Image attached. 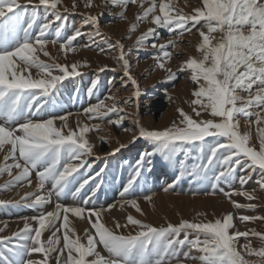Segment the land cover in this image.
<instances>
[{"label":"snow or ice","instance_id":"obj_1","mask_svg":"<svg viewBox=\"0 0 264 264\" xmlns=\"http://www.w3.org/2000/svg\"><path fill=\"white\" fill-rule=\"evenodd\" d=\"M92 2L86 0V6L91 7ZM103 2L105 6L120 8L118 16L121 19L127 18L124 13L130 5L139 4L141 11L135 20H149L154 25L137 37L135 49L125 51L126 46L120 41L110 45V48L120 50L116 59L127 77L125 86L128 83L134 86L132 94L122 102L115 96H109L105 99L112 100L111 104L100 99L83 109L89 120L107 119L109 124L121 127L127 117L133 116L126 112L125 106L135 105L137 113L132 122L138 134L132 137L131 142L143 138L152 145L151 151L140 152L131 165L129 178L120 193L121 207L126 203L142 213L137 199L123 198L142 177V169L151 163L149 158L156 154L177 172L176 180L165 191L189 176L198 183L208 182L214 192L221 182L231 184L237 178L238 169L257 168L261 171L257 184L264 190V126H261L264 124V0H200L198 6H189L190 12L175 8L171 0ZM59 3L60 0H37L35 3L27 0L22 5L18 0H0V151L4 152L0 175L6 173L10 177L0 190L16 185L23 187L24 182L32 186L31 177L35 172L37 190L42 191L47 182L52 185L46 195L25 193L21 197L22 202L35 195L31 201L35 207L50 202L52 195L60 196L68 192L77 197L90 181L95 185L91 189L94 195L102 184V179L99 183L96 181L104 172L101 168L94 176L87 174V170L92 169L88 158L93 156L94 146L86 134L92 129L98 130L99 124L90 128L87 123L78 121L73 129L68 124L70 113L50 115L47 119L40 117L49 103L55 106V95L60 90L58 85L81 75L78 69L82 65L79 62L70 65L47 63L38 54L43 52L48 56L45 46L49 42L55 45L63 39L60 27L55 30V38L51 41L47 38L53 23L48 15L55 20L63 18L57 7ZM75 3L76 0H73L74 6ZM29 5L32 7L31 13L26 11ZM41 6L45 12L44 23L37 25ZM100 15L103 12L85 15L84 23L93 25L95 30L84 33L77 28L73 35L60 43V49L73 51V42L77 37L102 36L98 27ZM35 27H38V31L33 34ZM136 27V23H133L129 31H134ZM159 29L167 30L174 38L158 44L156 35ZM193 29L199 36L195 44L196 55L189 54L178 65V71L166 67L165 61L173 56L168 49L175 48L178 39L185 32L192 33ZM150 40L151 48L156 53L155 63L168 72V82L175 81L178 73H189L190 81L194 84L190 104L196 118L183 108H178L179 118L163 129H148L140 125L138 101L141 91L138 81L131 75V64L127 57L134 50L146 49ZM33 68L37 69L36 78L30 71ZM105 70L115 69H108L106 65L99 69L100 72ZM253 109L257 111L253 112ZM202 113H207L211 118L203 119ZM112 115L118 118L113 120ZM253 115L256 120H248V124L256 125L258 147L251 143L250 131H241L239 119ZM58 120L61 122L59 126L56 123ZM206 138H211V141ZM100 139L102 143L105 142L103 137ZM125 147L127 145L120 144L112 154ZM193 151L196 153L194 158L191 156ZM180 155L184 158L180 159ZM95 159L100 157L96 156ZM14 169L17 170L15 173ZM145 170L151 171L150 168ZM238 179L241 186L247 182L243 175ZM220 191L230 200L233 194L243 195L248 200L256 198L246 190ZM145 199L151 200V196ZM12 203L17 202L0 200V205ZM87 203L86 199L84 204ZM231 203L236 209L256 207L252 203L240 204L235 200H231ZM103 211L56 203L52 211L31 217L37 223L35 228L26 218L23 229L10 236H0V264H50L53 259L55 264H172L173 261L184 264L186 260H197L199 264H264V232L255 229L239 231L232 213L213 221L181 219L179 223L168 222L162 226L145 223L128 214L124 224L116 221L114 227L110 228L102 221ZM70 213L87 219L90 227L84 229V237L71 226ZM238 219L241 222L264 221V216L240 215ZM130 226L135 230L126 234L119 231ZM46 230L51 235L43 240L42 235ZM240 237H244L247 243L238 247ZM249 237L257 238L260 245L254 246ZM13 240L17 243L13 244ZM98 245L103 246L107 256L98 251ZM184 246H188L189 251L184 252L181 258ZM191 250H196L199 255L192 256ZM5 252L9 255H5ZM32 254H42V258H26Z\"/></svg>","mask_w":264,"mask_h":264},{"label":"rangeland","instance_id":"obj_2","mask_svg":"<svg viewBox=\"0 0 264 264\" xmlns=\"http://www.w3.org/2000/svg\"><path fill=\"white\" fill-rule=\"evenodd\" d=\"M34 1L37 2V0ZM181 1L182 0H171L177 9L182 8ZM18 2L22 5L27 3L26 1L23 2V0H18ZM190 3L192 6H198L200 4V0H191ZM145 6H147V4H145ZM57 7L62 13L63 18L60 20H55L53 16L48 15V19L53 21V23L49 29L47 38L49 41L55 38V30L56 28L60 27L63 39L59 40L55 45L49 42L45 46V51H47L49 55L57 53L60 50V43L64 42V39H66L68 36L73 35L77 28H79L84 33L95 30L93 25L84 23V17L87 14L99 15L103 12V15H100L98 25L99 31L103 35L92 38L87 35L77 37L73 42V47L74 49L82 48L83 50L85 49L93 51L96 55H103L104 57H111L114 54H119V49L110 48V45H113L116 41H120L126 46L125 51H127L128 48L135 49V41L137 37L145 32L148 27L154 26L149 23V20H144L142 22H137L135 20V16L140 14L141 11L139 4L130 5L125 10L124 14L127 17L126 19L119 18L118 13L121 11L120 8L112 7L111 5L105 6L103 0H93L91 7L86 6V0H76L75 6L73 4V0H60V3ZM31 9L32 7L29 5L26 11L31 13ZM65 9H67V11H65ZM38 16L39 19L37 21V25L44 23L45 12L43 6H41V8L38 10ZM133 23H136L137 27L134 31L130 32L129 30ZM36 31H38V27L34 28L33 34H35ZM172 38L174 37L169 34L167 30L159 29L156 35V42L158 44L165 43L168 39ZM198 40L199 36L198 33H195V29H193L192 33L185 32L184 35L178 39V43L180 42L186 44L185 50L182 52L180 51V53H182L179 58L180 62L187 59L189 54L196 55L195 44L198 42ZM85 45L89 46L85 47ZM101 49L104 51L101 52ZM170 49L172 48H169L168 51H171ZM193 49L194 52L190 53L189 51ZM40 54L44 55L43 52H40ZM155 54V50L151 48L150 40L146 49L140 51L134 50L131 55L127 57L131 64V75L134 76L138 81L141 91V96L139 97L138 101V118L140 125L148 129H163L169 126L172 121L179 118V114L177 112L178 108H183L186 113L192 114L193 118H196L195 114L192 113V106L190 104V101L193 99L191 92L194 88V84L190 81L189 73H178V78L175 81L168 82V72L165 70L159 73L160 68L158 65H156L154 60ZM116 57H118V55ZM116 57L114 58V60H116V66L113 68L115 69L114 71L105 70L100 72L96 68H90L85 72L81 71V75L66 79L64 82H62V85H58L60 90L56 92L57 95H55V106L49 103L47 108L44 110L47 111V109L50 108L52 110L57 108V111H43V113H40V117L47 119L50 115L60 116L64 115L65 113H72L71 115H73L79 113L80 111L82 113L85 105L81 109H72L70 105H67V107L69 106L68 109L64 102L65 99L58 97V93L66 90L67 92L68 90L71 92L76 88V86L77 89L79 86L82 87L83 83L86 84L88 88H90L89 90H93V87H95V84H93L94 81L96 84L99 83V85L102 86V95L99 100L103 99L102 96L105 95L107 89L114 88H117L116 98L121 102L124 98L130 96V94H132L134 91V86H132L130 83L125 86L127 77L120 67V63H118ZM139 64L145 65L142 69V72L137 69L138 67H136V65ZM86 90L87 89H83L81 93L84 97L82 98L85 100H87ZM90 93H92V91ZM148 95L152 97H149L148 100L150 101L146 102ZM67 96L66 97L69 98L70 95L67 94ZM125 110L127 113L133 114V116L127 117L122 122L121 127L114 126L112 132L117 135V138L119 137V139L125 140L121 144H125L127 147L122 148L119 152L113 155L112 152H109L107 139L104 138L105 142L102 143L100 140L98 145H96L97 147L95 150L97 153L93 152V156L88 158L89 163H92V169L89 170L90 172L87 170L88 173L95 175V173L99 172L101 168L104 169L101 177L96 181L99 183L102 179L101 187L96 190L95 194L93 195L91 191V189L95 186L94 183L91 182L89 186H85V188L77 197H73L68 192L60 196L52 195L50 202L45 203L42 206L35 207L32 206L31 201L35 199V195H46L52 188L50 182L46 183L45 188L42 191H39L36 189V187H34L31 190L24 192L35 193V195L22 202L21 197L24 196V193H22L21 196L19 195V197L16 199H4V197L9 192L16 188L18 189L21 186L16 185L7 190H0V200L17 202L0 205V229H2V231H0V236H10L12 233L23 229L26 218L27 222L33 228H35L37 223L31 220V217L37 216L41 212L52 211L56 203L66 206H82L86 208L104 210L102 213V221L110 228L114 227L116 221H118L120 224H124L128 214H131L135 218L140 219L145 223H149L154 226H162L166 225L168 222L173 224L179 223L181 219L205 222L213 221L216 218H221L224 214L232 213L234 215L233 222L236 226V229L239 231L243 232L247 231L248 229H255L256 231L264 232V221L256 220L241 222L238 219L240 215L257 217L264 216V190H261L257 184V180L261 177V171L258 168L245 171H240L238 169L236 173L237 178L231 184H225L221 182L218 184V187L214 192L211 184L208 182L198 183L189 176H185L178 183H175L172 188L165 191L164 189L168 187V185H172L176 180L177 172L165 161L164 158H162L159 154H156L149 158L151 163L145 165V169L150 168L151 171L149 172L145 169H142V177L138 178V182L134 184L133 189H131L129 193L123 198L124 200H130L133 198L137 199L142 213L137 212L135 208L126 203L123 205V207H121L122 198L120 193L129 178L131 165L135 163V160L138 158L140 152L152 150L151 143L145 141L143 138L138 139L135 143L131 142L132 137L138 134V129L134 128L132 122L133 118H135V114L137 113V108L135 105H128L125 106ZM255 111H257V109H253V112ZM113 116L115 115L111 116L112 119L118 118ZM201 117L203 119L211 118L207 113H202ZM239 119L241 123V131H250L251 134L253 133L252 135L256 136V145L258 147L256 125L248 124V120L255 121L256 116L253 115L249 118L241 116ZM105 121L107 122L106 119ZM163 121H166V123L168 122V125H161ZM261 126H264V124ZM126 128L133 130L125 131ZM109 132L111 131L109 130L108 133ZM206 139H208L209 142L211 141V138ZM119 146L120 145L116 146V148ZM3 155L4 152L0 151V162L3 160ZM195 155L196 153L193 151L191 156L194 158ZM96 156H99L100 159H95ZM179 158L183 159L184 157L180 155ZM9 162L11 163V161ZM81 171L85 170L82 169ZM241 175L245 176L247 180L243 186H241L238 179V177ZM7 178L10 179L6 173L0 175V188H2L5 182L8 181ZM31 178L36 179L35 172H33ZM24 183L26 184V182ZM220 189H223L225 192H230L232 189H235L236 191L246 190L250 193H253L256 197L253 200H248L245 196L236 194L231 196V200H235L240 204L252 203L256 205V207L253 209H236L231 203V200L227 198L223 192L220 191ZM146 196H151V200H146ZM86 199L88 200V203L85 205L84 201ZM69 218L70 220L71 218L73 219L71 220L73 221L72 225H76L74 228H76L75 230L77 234H79L81 237H84L85 228L82 229L78 225H81V222L84 220V222H87L86 228H89L90 225L87 219L75 217L74 214L71 213L69 214ZM93 219H95V217H93ZM54 230L55 229H53V231ZM134 230L135 229H133L131 226L128 229H119L120 232H124L125 234L128 231ZM49 235H51V232L46 230L42 235V239L46 240ZM249 239H251L253 245L257 247L261 243L257 238L249 237ZM16 243L17 241L13 240V244ZM245 243H247V240L244 237H240L237 246L239 247ZM98 251H100L104 256L108 255L107 251L102 245H98ZM188 251L189 247L184 246L181 249V258H183V253ZM5 255L9 254L5 252ZM191 255L198 256L199 253L196 250H191ZM26 258L41 259L42 254H32ZM246 258L256 259V257ZM50 264H55L54 259L50 261ZM172 264H176V262L173 261ZM184 264H199V262L197 260H186L184 261Z\"/></svg>","mask_w":264,"mask_h":264},{"label":"bare ground","instance_id":"obj_3","mask_svg":"<svg viewBox=\"0 0 264 264\" xmlns=\"http://www.w3.org/2000/svg\"><path fill=\"white\" fill-rule=\"evenodd\" d=\"M27 0H23V2ZM191 0H182L181 1V6L183 9L184 12H190L191 8L189 6H192L191 5ZM33 2L35 3V1L33 0ZM179 6V7H181ZM180 9V8H179ZM32 11V9H31ZM122 32V30H121ZM129 40V39H128ZM132 42V41H131ZM186 44L185 43H178L177 42V46L175 48H172L170 49L171 52L173 53V56L170 60H167L165 61L166 63V67H171L173 69V71H177L178 70V65L181 63L179 58L182 54L178 55L177 53H180V51H184L185 50V46ZM190 45V43H189ZM59 49V47H58ZM58 51V50H57ZM116 52V51H115ZM190 53H193L194 52V49L189 51ZM114 53V52H113ZM112 53V54H113ZM39 56H40V59L47 62V63H53V62H58V63H61V64H64V63H67V64H72L74 62H79L82 66L78 69L79 72L81 71H86L87 69H90V68H96L97 70H99L101 67H104L105 65L107 66V68H110V69H113L115 66H116V60H114V58L119 55V54H114L112 55L111 57H104L103 55H96L95 52L93 51H89V50H83L82 48L81 49H74L73 51L71 52H68L66 49L65 50H62L60 49L57 53L53 54V55H49L48 57L45 56V55H42L40 54V52H38ZM110 56V55H109ZM186 58V57H185ZM86 62V64H85ZM85 66V67H84ZM145 65L144 64H139V65H136V67H138L137 69L140 70L142 72V69ZM32 75H33V78H36V72H37V69L33 68L30 70ZM161 71H165L164 69H160L159 73ZM167 72V71H166ZM165 73V72H164ZM27 74V73H25ZM56 74V73H54ZM59 74V73H57ZM112 76V75H111ZM72 78V77H71ZM98 78V77H97ZM70 79V78H69ZM95 79V78H94ZM99 79V78H98ZM110 79V78H109ZM119 80V79H118ZM124 84V83H123ZM92 88V87H91ZM114 88V87H113ZM68 89V88H67ZM83 89H87V97L85 99H83L84 97L82 96V90ZM90 88L87 87L86 84L83 83V86H79V88L77 89V86L75 89H73L71 92L68 90L66 91H61L59 94L58 97L62 98V99H65L64 102H65V105L67 107V105H70L73 108H76V109H81L82 107L87 108L89 107V105H92V104H96L97 100H99V98L101 97V89H102V86L99 85V83H95V87H93V90H89ZM116 89L117 88H114V89H107L106 90V93L103 97V99H105L106 97H109V96H115L116 97ZM85 91V92H86ZM92 91V93H90ZM110 92V93H109ZM123 92V91H122ZM124 93V92H123ZM67 94H69V98H67ZM72 94V95H71ZM104 94V93H103ZM57 95V93H56ZM121 95V94H120ZM129 95V93H128ZM131 95V94H130ZM67 96V97H66ZM123 96V95H122ZM83 97V98H82ZM149 97H152L150 95H148V98H147V101H150L148 100ZM72 99V101H71ZM61 100V99H59ZM85 100V101H84ZM56 101V99H55ZM58 102V101H57ZM62 102V101H61ZM105 103L106 104H111L112 103V100H108V99H105ZM56 104V103H55ZM69 107V106H68ZM67 107V108H68ZM57 109V108H56ZM56 109H47V111H52V112H56L57 110ZM69 109V108H68ZM75 109V110H76ZM47 111H44V112H47ZM73 111V110H72ZM59 112V111H58ZM61 112V111H60ZM43 113V112H42ZM77 113V112H75ZM81 111L77 114H73V115H70L68 117V124L69 126H71L73 129H75L77 127V122H81V123H87L90 128L92 125H95V124H99L100 125V128L98 130L96 129H92L89 131V133L86 134V138L89 139L90 143L93 144L94 146V150L93 152H96L97 151L95 150V148L97 147L96 145H98V143L100 142V138L103 137L105 139H107V143L109 145V152H113V149L116 148V146L120 145L123 141V139H119V137L117 138V135L115 133L112 132L113 130V127L114 125L112 124H109L108 122H106L105 120L104 121H100L98 119H92V120H89L88 119V116L86 114H84L83 110H82V113ZM72 114V113H71ZM115 117V116H113ZM112 119V118H111ZM116 118H114L113 120H115ZM107 120V119H106ZM57 126L60 125V121L58 120L57 122ZM168 123V122H167ZM166 121H163L161 125H165L167 124ZM168 125V124H167ZM162 127V126H161ZM111 131L108 133V131ZM125 134V133H124ZM253 134V133H252ZM251 134V137H252V141L251 143L253 144H256V136L252 135ZM121 135V133H120ZM125 136V135H124ZM121 137V136H120ZM126 143V142H125ZM14 173L15 171L17 170H13ZM89 171V170H88ZM90 172V171H89ZM88 175H91V173H88ZM8 176V175H7ZM91 176H94L93 174ZM5 178V177H4ZM8 179V178H7ZM9 180V179H8ZM33 180V184L32 186H27V184H25V186L23 187H20V188H16L14 189L13 191L9 192L5 197L4 199L8 200L9 198H18L19 195L21 196L22 193L26 192V191H29L31 190L32 188L36 187V183H37V180L36 179H32ZM7 182V181H6ZM92 181L89 182L88 185L86 186H89L90 183ZM92 185V184H91ZM44 190V189H43ZM85 191V190H84ZM25 194V193H24ZM13 199V200H14ZM217 200V199H216ZM218 201V200H217ZM215 210V209H214ZM71 220H73L71 218ZM73 222V221H72ZM75 223V222H74ZM78 223V222H77ZM78 226H80L82 229L86 228L87 227V222H81V225L79 224ZM72 227H76V225H72ZM76 229V228H75Z\"/></svg>","mask_w":264,"mask_h":264}]
</instances>
